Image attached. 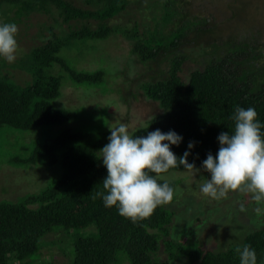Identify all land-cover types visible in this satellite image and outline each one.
<instances>
[{"label":"trees","instance_id":"obj_1","mask_svg":"<svg viewBox=\"0 0 264 264\" xmlns=\"http://www.w3.org/2000/svg\"><path fill=\"white\" fill-rule=\"evenodd\" d=\"M80 2L0 0V24L28 23L33 14L49 16L52 21L50 25L36 24L48 37L10 65L27 76L22 84L5 71L8 65L0 60V126L60 130L21 160L24 165L40 163L47 175L58 164V176L52 182L44 179L39 190L20 199L0 201V264H240L236 248L245 244L255 249L257 264H264V224L248 232L239 244L213 251L203 249L191 232L181 238L173 235L174 211L169 204L135 223L122 217L116 207H106L96 195L105 192L102 182L107 177L100 150L109 142V128L120 123L113 120L116 102H109L106 131H82L72 126L69 111L55 107L66 86L61 75L50 73L58 65L79 90L81 85L106 82L107 95L111 91L121 94L119 85L111 87L119 70L114 71L110 63L111 76L101 69L79 71L61 53L76 48L80 54L107 39L113 43L117 37L128 40L131 52L126 58L147 69L134 80L159 110L144 127L130 134L146 136L156 129L176 132L183 139L171 150L177 158L190 151L188 162L210 178L203 161L209 153L217 155L221 132L234 133L231 117L237 106L255 108L264 125V0ZM134 3H148L153 13L148 25L140 21L131 26L109 25ZM210 9H216L218 15ZM112 59L117 64L123 61L119 56ZM186 62L192 66L188 72L183 71ZM118 98L126 105L125 96ZM190 142L194 143L191 150ZM184 171L181 166L167 173ZM167 173L152 175L159 183H169L175 192L176 182L160 178ZM50 235L61 239L64 247L46 241ZM54 245L66 257L65 263L54 262L51 253L45 258L43 249Z\"/></svg>","mask_w":264,"mask_h":264},{"label":"rangeland","instance_id":"obj_2","mask_svg":"<svg viewBox=\"0 0 264 264\" xmlns=\"http://www.w3.org/2000/svg\"><path fill=\"white\" fill-rule=\"evenodd\" d=\"M72 1L76 5H81L80 0ZM147 4H131L125 12L111 19L109 25L126 24L131 26L134 21L148 25L153 13L151 9L147 8ZM210 11L215 16L218 15L216 9H210ZM28 20V23L17 25L18 51L16 59L9 63L0 57V60H5L8 65L4 68L5 71L9 72L18 84H22L27 76L19 68H12L10 65L15 64L16 60L30 47L39 45L48 37L47 33L40 31L36 24L44 22L48 25L52 24L50 17L45 15L33 14ZM226 25L223 24L224 27H227ZM149 26L152 24L150 23ZM115 40L113 43L108 39L99 42L96 48L84 50L80 53L81 55L76 48H72V50L65 48L61 55L79 71H84L85 68L88 71L101 69L106 72L107 76H111L110 65L114 71L118 69L120 75L118 73L113 75L115 76V83L112 85L111 82V87L120 86L121 94L125 96L126 105L119 102L118 96L121 94L111 91L107 95L106 82H104L105 85L103 82L97 85H81L80 91L77 87L78 84L63 73L58 65H54L50 71L51 74L61 75L62 85L66 86V88H62L60 99L54 104L55 107L69 111L72 115V126H77L82 131L95 133L106 131L109 125L108 115L110 111H108V105L109 102L111 104L113 101L116 102L115 109L117 108V114L114 113L113 120L126 123L130 132L144 127L150 118L159 112L158 106L145 98L138 87V82L134 80V78L144 74V71L147 70L146 67L140 63L130 62L126 58L131 52L129 51L131 46L128 40L120 37ZM77 55L79 56L77 57ZM117 56L123 60L118 64L111 61ZM79 57L83 58L79 60ZM128 65L130 67L127 70ZM191 67V63L186 62L183 71L188 72ZM121 71H123V75H121ZM28 83L30 81L25 84ZM59 131V128L50 126H42L32 130L14 128L9 125L0 126V201L20 199L22 195L38 189L44 179V182H52L58 176L55 171L58 164L54 165L53 169H50V175H47L45 172L47 169L45 168V170L40 163L24 165L21 160L28 158L37 145L57 136ZM160 178L176 182L175 197L168 205L174 211L171 224L173 235L176 234L181 238L191 232L203 249L223 251L231 245L239 244L248 232L261 228L264 224V205H260L262 211L257 214L254 210L257 205L252 201L250 194L230 192L227 199L221 200H213L204 196L200 191V185L205 179H210L211 176L210 178L204 177L202 172L198 174L189 171L169 172ZM241 205L246 211H240ZM196 219H201V221L197 223ZM56 237V235H50L45 240L54 241L64 247L62 240L59 239L58 241ZM42 252L47 259L49 258L48 253H51L54 258L53 261L56 263L66 262V257L59 251L57 245H54L52 249H43ZM161 256V260H163L164 255ZM172 264L182 263L174 262Z\"/></svg>","mask_w":264,"mask_h":264},{"label":"clouds","instance_id":"obj_3","mask_svg":"<svg viewBox=\"0 0 264 264\" xmlns=\"http://www.w3.org/2000/svg\"><path fill=\"white\" fill-rule=\"evenodd\" d=\"M18 26L0 24V57L9 63L16 59ZM255 108L237 106L231 119L235 122L234 133L221 132L217 155L211 153L203 161V170L210 173L200 191L213 200L227 199L230 192L250 194L260 214L264 205V128L258 121ZM109 142L100 150L107 177L103 180L105 192H97L106 207H116L122 217L133 223L151 217L160 206L170 204L174 189L169 183H159L152 174L159 176L170 169L183 166L194 174L200 169L188 162L190 151L177 158L171 150L179 146L182 137L174 131L159 129L146 136L130 134L126 123L109 128ZM194 143L188 144L191 150ZM106 193V194H105ZM240 211H246L241 205ZM240 264H257V254L250 245L236 248Z\"/></svg>","mask_w":264,"mask_h":264}]
</instances>
